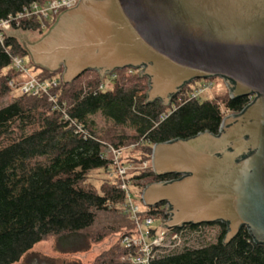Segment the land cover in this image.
Here are the masks:
<instances>
[{"label":"trees","instance_id":"obj_1","mask_svg":"<svg viewBox=\"0 0 264 264\" xmlns=\"http://www.w3.org/2000/svg\"><path fill=\"white\" fill-rule=\"evenodd\" d=\"M50 1L0 0V22L13 19V29L42 34L43 21L38 16L16 17L35 2ZM27 55L15 34L3 32L0 101L10 94L14 99L0 106V264L19 262L48 236H56L57 242L71 238L74 243H88L99 242L113 231L124 229L121 237L128 234L127 194L119 180L100 190L86 185L90 171L112 164L105 155L106 147L123 149L135 144L142 150L141 157L151 160L154 145L203 132L219 134L226 112L239 114L250 104L249 96L233 99L228 95L221 103L215 98L191 99L189 84L167 108L161 100L147 102L148 78L131 68L115 71V78L104 89L100 86L107 83V77L102 79L97 71L88 70L65 83L64 68L58 72L42 68L40 80H60L54 92L61 107L54 109L47 95H24L9 85L16 76L10 69L13 59ZM132 176L141 189L180 178L176 174L157 176L151 166ZM166 206L160 203L147 210L167 218ZM104 215L112 218L111 224L97 231ZM214 225L220 229L211 241L204 233H183L182 245L158 251L152 264H264V244L256 242L247 227L226 242L227 224ZM184 228L200 227L186 224ZM129 253L120 240L95 264H135L123 259Z\"/></svg>","mask_w":264,"mask_h":264},{"label":"water","instance_id":"obj_2","mask_svg":"<svg viewBox=\"0 0 264 264\" xmlns=\"http://www.w3.org/2000/svg\"><path fill=\"white\" fill-rule=\"evenodd\" d=\"M22 42L36 65L64 68L65 83L131 68L148 78L147 102L170 105L215 77L233 99L255 96L219 134L154 145L153 172L181 177L147 185L141 198L168 205L166 228L225 223L226 242L247 227L264 244V0H79L39 41Z\"/></svg>","mask_w":264,"mask_h":264},{"label":"built area","instance_id":"obj_3","mask_svg":"<svg viewBox=\"0 0 264 264\" xmlns=\"http://www.w3.org/2000/svg\"><path fill=\"white\" fill-rule=\"evenodd\" d=\"M79 0H52L47 4H41L39 2L33 3L29 8L25 9L23 14H20L16 19L23 17L38 16L43 21V30L49 28L48 24H52L60 13L67 9H71L78 4ZM13 19L3 20L0 22V38H2L3 32L13 28ZM15 76L11 79L9 85L19 93L24 95L37 96L45 94L49 97V100L54 106V109L60 108L59 95L54 92L59 84V78H53L50 80H40L35 75H32L29 69L26 67L25 58L15 57L13 59L11 68ZM132 71V69H131ZM111 79L115 78V75H108ZM106 76V77H108ZM105 77V78H106ZM104 78V79H105ZM106 84L100 86L101 89L107 87ZM213 87V82L209 79L203 81L199 90L190 92L191 99H199L202 92ZM255 96H249L250 103L254 100ZM65 105V103H64ZM66 118L69 119L66 110H63ZM105 155L108 159L112 160L111 165H115L118 170L122 183L120 184L122 189L126 191L127 197L124 204L125 213L129 216L133 225V232L126 234L122 239V245H124L129 251V256L123 259H128L135 264H152V260L158 251L172 249L174 247L181 246L183 243V233H204L207 240L211 241L214 237L215 225L214 224H200L196 225L200 228L197 230L188 229L183 227L179 230H172L164 227V221L169 219L167 215L168 205L165 207L167 218L155 217L148 213V210L141 209L130 190L131 183L128 174V165L122 161L123 149H117L112 145H108L105 149ZM130 166V165H129ZM148 167L147 162L144 164ZM132 167V166H130ZM159 221L160 226L154 227L155 222ZM133 252L135 254H133Z\"/></svg>","mask_w":264,"mask_h":264},{"label":"rangeland","instance_id":"obj_4","mask_svg":"<svg viewBox=\"0 0 264 264\" xmlns=\"http://www.w3.org/2000/svg\"><path fill=\"white\" fill-rule=\"evenodd\" d=\"M9 32L12 34H15L16 36H19L22 39V41L25 40L30 43L36 42L43 35V34H39L38 31L36 32L24 31V30H19V29L17 30L13 28L5 31V33H9ZM25 64L32 75H35L36 77L39 76L42 70V67L36 65L32 61L29 55L25 57ZM134 70L136 72H139V74L141 73V70H137V69H134ZM209 80L213 82V87L202 92L200 95L201 99H214L215 98L221 103L225 97H227L228 95L230 96V91L228 87L226 86L225 81L222 78L215 77ZM108 81H112L110 76L107 77V82ZM203 81L204 79H200V80H196L195 82L191 83L190 84L191 87L189 88V90L190 89L191 91L199 90L201 88ZM148 92H149V89H148ZM13 99H14V94L8 95L7 97L3 98L0 101V106L11 103ZM165 106L167 108L170 107V105H165ZM223 110L225 109L223 108ZM230 115L232 114L230 113L228 114V112H226L225 118ZM97 120L99 123H102V121L99 118ZM141 156H142V150L138 149V145L132 144L131 146L127 148H123V155L121 159L126 165H128L127 176L130 180L128 182L131 183L130 190L132 191V194L135 198V203H137V205H139L141 209L143 210L147 208V206L144 205L142 198H141L142 192L144 189H141V187L134 185L135 183L131 179L133 177L132 175L134 171L145 170V169H148L150 166L152 167V160H145ZM145 162H147L148 167L144 166ZM129 165L132 167H130ZM152 170H153V167H152ZM118 180L121 184L122 180L120 176L118 175V170L116 166L110 165L107 169H97V170L90 171L88 178L86 180V185L94 186L100 190L102 186L115 183ZM102 217L103 218L100 224L97 225L96 227L97 231H101L102 227L105 228L107 227L106 225L111 224L112 218H110L108 215H104ZM130 224H131V229L127 230L128 234L132 233L133 228H134L131 221H130ZM113 225L116 228L115 224ZM159 226H160V222L156 221L154 227H159ZM219 229H220L219 226H215L216 235L218 234ZM122 232L120 233V232L113 231L111 232L112 234L108 235L107 237H105L103 240L99 242L91 241L88 243L85 241H81L80 243L79 242L74 243L75 241L72 240L71 238L57 242L56 236H48L41 242L37 243L29 252H27L21 258L19 262L15 264H95L96 260L101 254H103L109 249H112L113 247H116L120 244V240L122 241V239L126 235L125 234L123 237H121Z\"/></svg>","mask_w":264,"mask_h":264},{"label":"crops","instance_id":"obj_5","mask_svg":"<svg viewBox=\"0 0 264 264\" xmlns=\"http://www.w3.org/2000/svg\"><path fill=\"white\" fill-rule=\"evenodd\" d=\"M56 21V20H55ZM55 21L49 26V27H51L54 23H55ZM50 28H48V29H46V30H44L45 32L44 33H42L43 35L41 36V38L47 33V31L49 30ZM39 34H41L40 32H38ZM40 38V39H41ZM40 39H38L37 41H39ZM23 43V42H22ZM30 56V55H29ZM31 57V56H30Z\"/></svg>","mask_w":264,"mask_h":264},{"label":"flooded vegetation","instance_id":"obj_6","mask_svg":"<svg viewBox=\"0 0 264 264\" xmlns=\"http://www.w3.org/2000/svg\"><path fill=\"white\" fill-rule=\"evenodd\" d=\"M236 114H237V113H236ZM177 176L181 177V175H177Z\"/></svg>","mask_w":264,"mask_h":264}]
</instances>
